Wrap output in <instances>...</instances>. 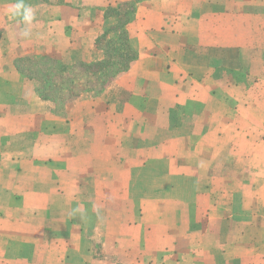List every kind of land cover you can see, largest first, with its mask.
Segmentation results:
<instances>
[{"label":"crops","instance_id":"0c3cea01","mask_svg":"<svg viewBox=\"0 0 264 264\" xmlns=\"http://www.w3.org/2000/svg\"><path fill=\"white\" fill-rule=\"evenodd\" d=\"M16 2L0 0V264H264V0H24L31 25ZM133 2L134 57L104 90L60 116L27 100L22 59L103 60Z\"/></svg>","mask_w":264,"mask_h":264},{"label":"rangeland","instance_id":"374dc122","mask_svg":"<svg viewBox=\"0 0 264 264\" xmlns=\"http://www.w3.org/2000/svg\"><path fill=\"white\" fill-rule=\"evenodd\" d=\"M122 11H125L126 6H123ZM125 18V15H121L119 21H122ZM120 30L117 29L115 31H108L104 34V36L101 39V45L105 48V51L107 53L106 59L109 60L113 65L111 64L106 70L102 69L99 73H92L96 69V67H91L88 72H82L79 70L77 66L72 67L71 70H69L68 74L64 75V78L67 80V83L65 79H62V76H58L54 78L53 87L52 89L47 88L46 86H43L39 83H34L32 81V87H33V95L31 97H28L27 100L31 101L35 100V95H37V98L52 102L53 104V114L60 116L62 113V109L67 102V100L79 96L81 93H89V94H96L98 92H101L104 90L114 79L115 75L119 72H122L123 70L119 72H115L114 70L123 68L124 64L128 62L129 56L131 55V51H129L126 47L125 38L120 34ZM110 57V58H109ZM58 61V60H57ZM24 71L34 73L39 70V66H34L33 63L29 61V59H22ZM45 63H40L39 65H44ZM76 64V63H74ZM46 75H49V68H43ZM65 73V72H62ZM62 75V74H61ZM34 77H38L37 74H35ZM62 81V82H61ZM61 82V83H60ZM64 82V84H63ZM214 85L215 83H209ZM219 84V83H218ZM249 84V83H248ZM36 85V86H35ZM37 88L40 90V93L45 96L39 95L37 93ZM74 91V92H73ZM81 91V92H79ZM85 91V92H83ZM229 97L227 98V101L231 104H233L232 95L234 91H227ZM248 100H253V98H247ZM246 99V100H247ZM247 100V101H248ZM261 110L255 111L252 115H246V117L250 120L258 121L261 118ZM221 116V115H220ZM202 118V117H201ZM203 121L205 120L202 119ZM233 122L235 124L240 123L239 118H234ZM207 139L203 138L200 146L195 151L196 155L200 157L209 156L208 146H207ZM183 149H185L183 147ZM256 165V162H253L252 166ZM180 184V183H179ZM173 205V203H171ZM188 214L189 212L186 211ZM188 216V215H187ZM264 235L263 233H261ZM42 258L36 259L37 262H41Z\"/></svg>","mask_w":264,"mask_h":264},{"label":"trees","instance_id":"16d2710c","mask_svg":"<svg viewBox=\"0 0 264 264\" xmlns=\"http://www.w3.org/2000/svg\"><path fill=\"white\" fill-rule=\"evenodd\" d=\"M134 5L135 3H128L126 4V9L125 11L123 12V14L125 15V18L122 20V21H119L118 19V23H117V26L118 28H120V34L122 35H125L124 33V26L125 24L131 19V13L133 11V8H134ZM120 14V13H119ZM122 14V15H123ZM123 38H125V36H123ZM125 43H126V47L129 51H131V55L129 56V59H132L134 57V52L133 50L129 47V45L127 44L126 42V39H125ZM105 56H107V53L105 52ZM110 58V57H109ZM29 61L31 63H33V65L35 66H39V70L36 72H34L33 74L30 73V72H27V71H24V67H17L20 72L25 75V77H27L28 79H30L31 81H33L35 84L36 83H39L43 86H46L47 88L49 89H52L54 88L53 87V82L54 81V78L55 77H58V76H62V79H65L63 74L66 75L68 74L69 70L72 69V67H75L77 66L79 68L80 71L82 72H88V71H91L90 68L91 67H96V69L94 71H92V73H99L102 71V69H107L111 64L113 65V63H111L109 60L106 59V57L99 61V62H94V63H83V62H77L76 64H72V65H67V64H63L61 63L59 60H55V59H51V58H46V57H38V58H35V59H29ZM45 63L44 65H39L40 63ZM128 63V62H127ZM49 68L48 72H49V75H46L45 71L43 68ZM127 68V64L125 63L123 68H119V69H116L114 70V73L115 72H119L121 70H125ZM62 72H65V73H62ZM35 74H37V78L34 77ZM62 74V75H61ZM66 83H67V80L65 79ZM62 82V81H61ZM60 82V83H61ZM64 84V82H63ZM36 86V85H35ZM74 92V91H73ZM81 92V91H79ZM85 92V91H83ZM37 93H39V95L41 96H45V95H42L40 93V90L37 88Z\"/></svg>","mask_w":264,"mask_h":264},{"label":"clouds","instance_id":"9594fccd","mask_svg":"<svg viewBox=\"0 0 264 264\" xmlns=\"http://www.w3.org/2000/svg\"><path fill=\"white\" fill-rule=\"evenodd\" d=\"M8 14L11 18H20L25 25H31L35 20V10L31 5L25 4L24 0H17V2L11 5L8 9ZM22 37L30 36V29L24 28L21 31Z\"/></svg>","mask_w":264,"mask_h":264}]
</instances>
